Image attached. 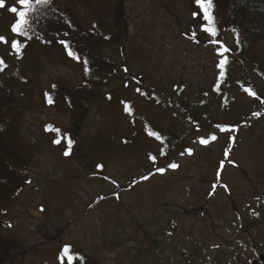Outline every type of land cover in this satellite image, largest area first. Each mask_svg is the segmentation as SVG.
<instances>
[{"label": "rangeland", "instance_id": "1", "mask_svg": "<svg viewBox=\"0 0 264 264\" xmlns=\"http://www.w3.org/2000/svg\"><path fill=\"white\" fill-rule=\"evenodd\" d=\"M190 1L195 2L66 3L85 26L100 22L89 5L112 9L109 21L113 14L118 17L113 26L123 41L103 51L119 68L127 69L130 78L146 88L186 84L200 98L211 92L219 60L215 46L209 48L201 42L204 37L199 41L194 35ZM4 3L10 8L16 0ZM12 21L0 13V36L7 41H0V56L11 66L17 58L27 57L21 63L29 79L17 86L15 107L18 136L32 158L28 165L32 183L0 210V239H6L0 241V249L7 245L12 251L26 252L13 264H61L55 253L63 244L98 264H211L214 256L220 264H250L264 256V106L257 109L260 102L236 92L238 97L227 112L217 106L210 119L197 125V135L209 146L196 145L192 156L178 160V170L139 182L152 169L150 156L159 151V136L151 128L166 124L165 113L133 94L136 86H127L122 71L100 89L81 134L74 137L67 89L85 87L84 61L57 48H41L34 56L27 46L17 52L11 47L16 41ZM225 42L231 44L232 37ZM255 80L257 94L264 99V82ZM243 118L247 127L231 142L233 136L221 129ZM55 139L61 143H54ZM227 149L231 152L225 158ZM47 235L56 239V245L47 242Z\"/></svg>", "mask_w": 264, "mask_h": 264}, {"label": "trees", "instance_id": "2", "mask_svg": "<svg viewBox=\"0 0 264 264\" xmlns=\"http://www.w3.org/2000/svg\"><path fill=\"white\" fill-rule=\"evenodd\" d=\"M190 5L189 13L194 35L199 41H201L200 37H204V41L201 42H207L209 48L214 45L216 57L219 60L210 87L211 92L202 93L203 96L200 98L195 97L194 92L186 84L175 88L169 86L155 88L154 85L143 87L142 81L139 84L138 80L130 78L129 73L124 72L123 67L119 68L116 61L105 56L104 48L113 47L123 41L122 36L116 31L117 28L113 26L118 21V17L113 14L114 19L111 18L109 21L112 9L108 6L103 8L99 5L95 7L89 5V9L95 12L100 22L85 26L69 9L66 0H50L48 6L38 8L35 13L37 22L33 25V39L25 40L11 31L15 40L19 41L21 46H27V52L33 56L34 52L41 48H57L68 55L69 52H74L76 58L72 56L73 59L84 61L85 87L67 89L70 95V121L74 137L81 134L85 116L98 98L100 89L106 85L110 77L116 76L117 73L121 74L122 71L124 75L126 74L127 86L129 83L136 86L133 94L153 103L165 113L168 119L166 124L161 126L162 128H151L152 132L159 136V151L151 155L158 160L155 163L151 162V171L146 173L145 177L140 178L139 182L148 181L155 175H165L169 171L178 170L180 167L178 160L192 156L196 145L209 146L210 143L197 135L200 131L197 125L204 119H210L217 106L227 112L238 97L236 92H239L240 97L252 98V101L260 102H257V109L262 107L259 104L264 106V99L257 94L255 89V79L259 78L264 82V0H213L214 23L218 28L215 38H210L201 30L206 23L196 2L190 1ZM14 6L19 8L17 0ZM7 9H9L7 6L1 8V16L11 18L13 25L16 17L10 11L6 15L4 11ZM120 15L117 13V16ZM12 25H10V30ZM227 37H232L231 44L225 42ZM225 48L229 51L221 57L220 53L224 52ZM26 58H17L20 62L16 59V64L11 66L10 61L0 56V59L4 61L3 65H0V210L23 186L32 183L28 175V165L32 158L30 153L28 151L26 153L22 148L21 139L18 136L19 110L15 107L17 86L24 85L29 79L22 71L24 64L21 62ZM221 59L227 61L224 67L220 66ZM254 113L255 111H252L248 115L249 118ZM244 118L237 123H227L223 132L236 138L235 135L241 132L242 127H247ZM155 129H161L162 133ZM202 140L205 142L202 143ZM173 163L178 167L171 168L169 165ZM46 238L47 242L50 241L51 244L56 245L57 241L53 236L47 235ZM0 241L5 242L6 239H0ZM66 246L75 255L82 257L80 260H74L73 264H98L89 261L70 244H63L56 249L55 258L61 264H67L66 258L63 261L60 258ZM16 248L15 242L13 249ZM0 250V264H13L17 258H24L23 255L26 253L24 250L12 251L7 245ZM228 259L230 258L225 257L224 261ZM219 261L221 260L214 256L210 263L220 264ZM235 261L238 262V260ZM193 263L196 264L197 261Z\"/></svg>", "mask_w": 264, "mask_h": 264}, {"label": "snow or ice", "instance_id": "3", "mask_svg": "<svg viewBox=\"0 0 264 264\" xmlns=\"http://www.w3.org/2000/svg\"><path fill=\"white\" fill-rule=\"evenodd\" d=\"M197 6L203 13V20L206 23V26H202V31L204 33H207L210 38H215L218 33V28L215 26L214 23V15H213V0H195ZM19 8L16 6H12L8 10L13 13L16 17L14 24L11 27V31L16 34L18 37H22L25 40H31L33 39V31H34V23L37 22V17L35 16V13L38 8L40 7H46L50 4V0H18ZM5 7L4 0H0V8ZM0 41L7 43L6 39L3 36H0ZM12 49L17 50V52L20 51L21 45L19 41H15L11 44ZM229 51V49L225 48L224 52L220 53L221 57H224L225 54ZM69 55L73 56V58H76V55L74 52H69ZM4 61L0 59V65H3ZM86 63V62H85ZM227 61L225 59L220 60V66L224 67L226 65ZM127 71V69H125ZM70 103V101H69ZM50 131L59 133V129H50ZM223 131V129H221ZM207 135V133H204ZM213 140L216 139V136L212 137ZM230 140H235V137H230ZM204 143L205 141H201ZM54 143L60 144L61 139H55ZM67 146L68 148H71L72 141L71 139L67 140ZM191 152V150H189ZM231 152V149H227L224 152L225 158L229 156V153ZM68 152H65V155H68ZM150 159L153 163H155L156 158L154 156H150ZM171 168L175 169L178 167L176 164H170ZM98 167L102 168V165H98ZM220 167H223V161H221ZM159 171H163V169H159ZM103 199V197H101ZM60 258L63 261L65 258L67 260V264H73L74 260H80L82 257H79L75 255V253L72 252V250L69 247H65L63 251L60 254Z\"/></svg>", "mask_w": 264, "mask_h": 264}, {"label": "water", "instance_id": "4", "mask_svg": "<svg viewBox=\"0 0 264 264\" xmlns=\"http://www.w3.org/2000/svg\"><path fill=\"white\" fill-rule=\"evenodd\" d=\"M260 261L264 264V257L260 258ZM251 264H258L257 261H251Z\"/></svg>", "mask_w": 264, "mask_h": 264}, {"label": "flooded vegetation", "instance_id": "5", "mask_svg": "<svg viewBox=\"0 0 264 264\" xmlns=\"http://www.w3.org/2000/svg\"><path fill=\"white\" fill-rule=\"evenodd\" d=\"M260 257H261V255H260V256L258 257V259H256V260L258 261V264H263V263L259 262Z\"/></svg>", "mask_w": 264, "mask_h": 264}]
</instances>
